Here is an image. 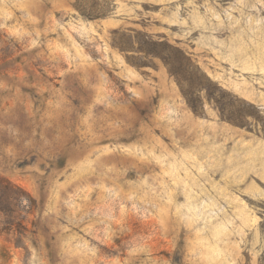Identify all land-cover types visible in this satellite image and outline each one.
Wrapping results in <instances>:
<instances>
[{
	"label": "rangeland",
	"instance_id": "rangeland-1",
	"mask_svg": "<svg viewBox=\"0 0 264 264\" xmlns=\"http://www.w3.org/2000/svg\"><path fill=\"white\" fill-rule=\"evenodd\" d=\"M0 264H264V0H0Z\"/></svg>",
	"mask_w": 264,
	"mask_h": 264
},
{
	"label": "trees",
	"instance_id": "trees-1",
	"mask_svg": "<svg viewBox=\"0 0 264 264\" xmlns=\"http://www.w3.org/2000/svg\"><path fill=\"white\" fill-rule=\"evenodd\" d=\"M183 93H184V95H185L186 97H188L189 102L192 103V107H193V109H194L195 111H197V108H198L197 105H198V104H196V102H195L196 100H195V99H194V100H193V99H190L189 96H188V92H187L186 90H183Z\"/></svg>",
	"mask_w": 264,
	"mask_h": 264
}]
</instances>
